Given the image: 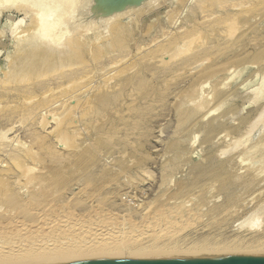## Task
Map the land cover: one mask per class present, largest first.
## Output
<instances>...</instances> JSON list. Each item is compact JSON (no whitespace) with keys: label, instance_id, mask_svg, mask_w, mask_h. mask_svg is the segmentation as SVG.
Returning <instances> with one entry per match:
<instances>
[{"label":"rangeland","instance_id":"obj_1","mask_svg":"<svg viewBox=\"0 0 264 264\" xmlns=\"http://www.w3.org/2000/svg\"><path fill=\"white\" fill-rule=\"evenodd\" d=\"M41 2H65L67 15L46 10L60 31L30 59L35 10L0 0V169L13 170L11 193L36 180L33 194L55 210L116 213L124 233L162 212L185 232L170 240L182 249L263 247L264 0ZM255 254L194 256L264 259Z\"/></svg>","mask_w":264,"mask_h":264},{"label":"bare ground","instance_id":"obj_2","mask_svg":"<svg viewBox=\"0 0 264 264\" xmlns=\"http://www.w3.org/2000/svg\"><path fill=\"white\" fill-rule=\"evenodd\" d=\"M18 1L21 4H24L23 7L28 4L27 6L31 5L30 6L31 8H32V4L37 2V0H18ZM1 2H3V1H1ZM64 3L65 2L56 4V5L53 4L52 7H50V8H53L54 14H59V20L62 19L63 17H66V15H67L68 6H67V4H64ZM61 5L63 6L62 9L60 7H58V6H61ZM21 6L22 5H19V7H21ZM28 8H26V9H28ZM139 12H137V13H139ZM34 15H35V11L33 12V16H32L33 20H34ZM35 16H36L35 17L36 21L32 20L31 22L33 23V25L30 24V26H32L31 27V32H30L31 33V37L28 38V37L25 36L26 38L24 37L25 40H23L24 43H27L26 46L28 48L26 49L25 52H27V54L31 55L30 59H32L33 54L35 56V52L36 51L37 52L39 51V52L45 54L43 52V50L40 49L41 48V44H43L42 42L45 43V42H48V41L56 40V38H57L56 34H58V33L55 34V31L59 29L58 30V32H59L60 28L57 29V27L61 26V25L57 26L58 25L57 22L59 20L52 21L50 24H46L44 21H42V18H45L47 15L45 16L43 14L41 16H38L36 14ZM48 18H50V17L48 16ZM113 19H112V21H113ZM107 21L112 22L111 19L107 20ZM116 22H117V20H116ZM110 24H112V23H110ZM41 25L45 26V31L42 34V39L38 40L36 38V33H37V30L41 27ZM27 36H29V33H28ZM22 38L23 37H21V39ZM20 41L22 42V40H20ZM178 49H179V47H178ZM178 49L176 51L177 55L180 54L178 52ZM77 50H79V48H77ZM165 50H167V49H165ZM183 51H185V50H182V52ZM48 52H50V51L48 50ZM19 56L20 55H18V57ZM43 57H44V55H43ZM17 60H20V59H17ZM22 63H24V62H22ZM31 63H33V61ZM20 65H21V62H20ZM17 67H18V65H17ZM32 72L33 71L29 70V74H31ZM120 73H123V72H120ZM131 89H132V87H131ZM74 90H75V88H74ZM124 91H126V90H124ZM133 103L131 102V104H133ZM78 106H79V104H78ZM74 111H76V110L74 109ZM80 137H82V136H80ZM63 142H65V141H63ZM64 147H65V145H64ZM40 148H41V146H40ZM21 153L22 152H20L19 154H21ZM14 155H15V153H14ZM18 155H15V157L18 156ZM21 155H22V157H21ZM21 155H20V157L18 156L19 159L20 158L21 159L22 158L23 159L26 158V157H24V153H22ZM125 155H127V154H124V156ZM16 163H19V162H16ZM57 163H58V161H57ZM20 164H21V162H20ZM15 165H17V164H15ZM23 167H24V165H23ZM21 168H22V166H20V169ZM27 168H25V169H27ZM28 171H31V170H28ZM53 171H54V169H53ZM10 172L12 173L13 170H11V169H3V170H1V173H0V178H1L0 179V195L3 194V195L7 196L10 199V200H8L9 202L4 203L3 204L4 207L2 206V208L0 209V215L1 214L3 215L2 216L3 218L0 221V264H44V263L60 262V261H68V260L96 258V257H106V256H125V255H127V256H129V255H173V256H194V255H215V256H217V255H221V256H229V257L233 256V257H235V256H239V255H242V256L252 255V254H255V253H257V255H258V254L262 253L261 255L263 257V254H264V246L263 247L260 246V248L258 247V249L256 248L257 250L256 249L255 250L252 249V247H251L252 245H250L251 248L241 247V246H243V244H244V242L246 240L245 241L243 240L244 242L242 241L243 242L242 245H241L242 242H240V246L239 247L238 246H236V247L233 246L234 248H232V246H231V248H230V246H228L230 249L227 248V245H226V248L223 247L221 249L219 246H218L219 248L218 247L217 248H211V247L208 246V244H207L208 247H206V248H196L195 247V249H190V248L193 247L190 244L189 245L192 246V247H190V248L188 247V249H185L184 248L185 246L184 247L180 246V247H183V249L179 248V246H177L178 247L177 248L176 247L177 240H174L173 242H170V240L178 238V237H175V234L177 232H179V230H180V229L177 230L178 229L177 228V223L178 222L177 223H176V221L174 222L173 218L163 217L161 215L162 212L160 214H158V213L155 214L154 213L150 217L148 222L145 221L146 224H144L145 223L144 222L140 226H138L139 224L137 226H134L133 224L137 223V222H134L135 220L132 221V219H131V221L133 222L131 225H133V226L130 227L128 225L129 228L127 227V229H129V230H127V231H129V232L128 233H124L125 230L123 229L122 225H124L125 222H126V221L124 222V220L128 219V218H122V219H124V220H122L123 223L120 222V220H119V222L121 224L120 227H119L118 224H116L117 221L115 222V220L113 219L114 215L116 213L113 215L112 214L113 212L109 213L107 211V213H109V215L108 214L106 215V214L103 213L104 216H100L97 219L95 218V220L92 219V218L91 219L87 218V220H86V219H84L85 216H83V218H82V215H80V216L79 215H75V213L73 212L74 213L73 214V213H71V211H69L70 213L61 212L62 208H61V211L55 210L54 209L55 207L53 208L52 205H51V202L53 204V200L51 202H50V200L47 201V202H43L42 200H40L41 197H42L41 196V194H42L41 190L42 189L39 191L40 193L33 194L34 191L36 190V188L38 190V186L41 187V183L37 182L36 180L32 181V179H31V181L29 180L30 182H28V180H26L27 179V177H26V179H25L26 182L23 183L24 185H22V183H21L22 188H21V185H20L21 189L18 190V189H16L18 187L16 185V187L14 188L15 192L11 193V188L10 187L11 186L13 187L14 184L9 185L8 180L5 179V177L6 178L9 177ZM26 172H27V170H26ZM32 175H30V176H32ZM34 175H36V174H34ZM19 182L20 181H18V183ZM15 183H17V181H15ZM222 185H224V184L222 183ZM53 186H54V183L52 184V187ZM220 186H219V188H220ZM23 188H25V189L27 188V190H26L27 192L24 193V191H25L24 190V191H22L23 193H21V190ZM46 190H47V188L44 190V192ZM225 191H227V190H225ZM85 192H84V195H85ZM222 192H221V194H222ZM55 194L53 195V197L56 196ZM19 198L21 199V201L23 200V202H25V201H27V202H25V204H26L25 208L21 207L20 206L21 204H19L20 210L18 211L15 208V206H18ZM218 198H219V196H218ZM23 205H24V203H23ZM94 206H97V205H94ZM91 208H95L96 209V207H93V206ZM141 210H143V209H141ZM174 210L172 211V213L174 212ZM263 210H264V208H263ZM63 211H65V210H63ZM146 212H149V211H146ZM93 213H95V212H93ZM142 213H144V212H142ZM172 213H171V216L175 215V213L174 214H172ZM96 214H97V212H96ZM110 214H112L113 216L112 215L110 216ZM168 214H170V212ZM83 215H84V213H83ZM101 215H102V213H101ZM117 215H115L116 218H117ZM129 216H130V214H129ZM175 216L178 218L177 215H175ZM122 217H124V216H122ZM145 217H148V216H145ZM117 220H118V218H117ZM180 220L182 221L183 219L180 218L179 221ZM87 221H92V222L91 223L90 222L87 223ZM127 221H129L128 223H130V220H127ZM142 221H143V219H142ZM260 221L261 220L258 219V221H256V223H254L255 226L253 225V223H250L249 225L252 224V226L256 228V224H257V226L259 227L260 225H258V223ZM183 222H184V220H183ZM253 222H255V220ZM179 223L181 224V222H179ZM188 225H190V224H188ZM121 226H122L123 230L121 229ZM192 226H190V227H192ZM130 228H131V230H130ZM179 228H180V225H179ZM185 229H186V226H185ZM182 231H181V233H182ZM204 231H206V229ZM257 231H258V229H257ZM181 233L179 232L178 234L181 235ZM202 233H203V231H202ZM198 234H200V233H198ZM213 234H215V233H213ZM253 234H255V232ZM262 234L264 235V233H262ZM193 236H195V235H193ZM237 236H240V235H237ZM215 237H214V240H215ZM251 237H253V236H251ZM255 237H256V235H255ZM188 238H186V239H188ZM195 238H193V240ZM217 238H218V236H217ZM237 238H239V237H237ZM232 239H234V242H235V240H236L235 237L232 238ZM241 239H243V238H240V240ZM255 239L253 238V240H255ZM228 240L230 241L231 239H228ZM258 240H260V237H259ZM224 241H225V239H224ZM229 241H227L225 243L227 244ZM262 241H264V240H262ZM186 242H187V240H186ZM234 242H233V244H234ZM247 242H245V243H247ZM249 242H250V239H249ZM182 243L185 244L184 242H182ZM188 243H186V244H188ZM211 244H213V243H211ZM211 244H210V246H212ZM221 244H223V243H221ZM253 244H254V242H253ZM198 245H194V246H198ZM200 246L203 247L202 245H200ZM253 248H254V246H253ZM242 256H240V257H242Z\"/></svg>","mask_w":264,"mask_h":264},{"label":"water","instance_id":"obj_3","mask_svg":"<svg viewBox=\"0 0 264 264\" xmlns=\"http://www.w3.org/2000/svg\"><path fill=\"white\" fill-rule=\"evenodd\" d=\"M44 264H264V259H233L173 255L106 256Z\"/></svg>","mask_w":264,"mask_h":264},{"label":"clouds","instance_id":"obj_4","mask_svg":"<svg viewBox=\"0 0 264 264\" xmlns=\"http://www.w3.org/2000/svg\"><path fill=\"white\" fill-rule=\"evenodd\" d=\"M50 7H52V5H48L46 3H43V2H41V0H37V2L32 4V8L35 10V12L38 16L43 15L46 12V10L49 9ZM58 7H60L61 9L63 8L62 5L58 6ZM44 31H45V26L41 25V27L37 30V33H36V38L38 40L42 39V34Z\"/></svg>","mask_w":264,"mask_h":264}]
</instances>
